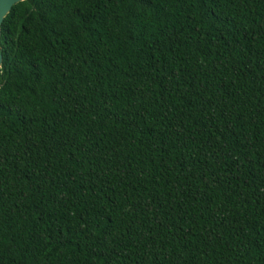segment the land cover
I'll return each mask as SVG.
<instances>
[{
	"label": "trees",
	"instance_id": "trees-1",
	"mask_svg": "<svg viewBox=\"0 0 264 264\" xmlns=\"http://www.w3.org/2000/svg\"><path fill=\"white\" fill-rule=\"evenodd\" d=\"M0 53V264H264V0H26Z\"/></svg>",
	"mask_w": 264,
	"mask_h": 264
},
{
	"label": "water",
	"instance_id": "water-1",
	"mask_svg": "<svg viewBox=\"0 0 264 264\" xmlns=\"http://www.w3.org/2000/svg\"><path fill=\"white\" fill-rule=\"evenodd\" d=\"M26 0H0V38H1V26L4 19L9 15L14 5ZM3 63V56L0 53V69Z\"/></svg>",
	"mask_w": 264,
	"mask_h": 264
}]
</instances>
